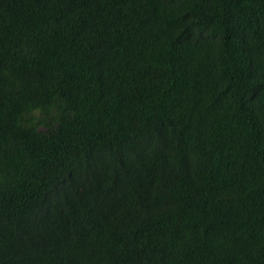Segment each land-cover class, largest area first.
<instances>
[{
    "label": "trees",
    "instance_id": "trees-1",
    "mask_svg": "<svg viewBox=\"0 0 264 264\" xmlns=\"http://www.w3.org/2000/svg\"><path fill=\"white\" fill-rule=\"evenodd\" d=\"M0 264H264V0H0Z\"/></svg>",
    "mask_w": 264,
    "mask_h": 264
}]
</instances>
